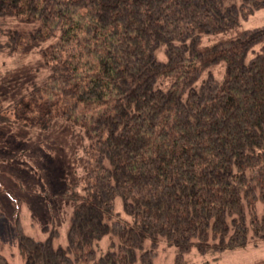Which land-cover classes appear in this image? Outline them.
<instances>
[{"label": "trees", "instance_id": "1", "mask_svg": "<svg viewBox=\"0 0 264 264\" xmlns=\"http://www.w3.org/2000/svg\"><path fill=\"white\" fill-rule=\"evenodd\" d=\"M262 7L0 0V51L41 69L12 122L62 121L87 158L64 244L16 217L21 264H162L166 246L173 264H204L264 239V24L243 26Z\"/></svg>", "mask_w": 264, "mask_h": 264}, {"label": "rangeland", "instance_id": "2", "mask_svg": "<svg viewBox=\"0 0 264 264\" xmlns=\"http://www.w3.org/2000/svg\"><path fill=\"white\" fill-rule=\"evenodd\" d=\"M261 24L264 7L243 21L249 28ZM40 70L37 64L0 51V251L11 264L22 262L16 243V217L25 233L44 239L48 232L41 227L48 224L58 229L52 244L66 242L73 208L66 193L77 189L74 185L81 181L87 161L75 131L62 121L55 120L47 128L12 122L8 110L11 100L38 78ZM173 254L172 246L161 248L154 263L173 264ZM263 257L264 239L202 259L204 264H250Z\"/></svg>", "mask_w": 264, "mask_h": 264}]
</instances>
